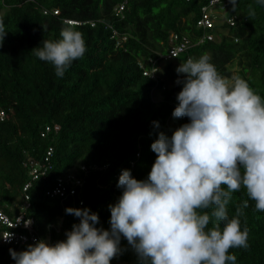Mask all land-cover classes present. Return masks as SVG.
<instances>
[{"label":"trees","instance_id":"1","mask_svg":"<svg viewBox=\"0 0 264 264\" xmlns=\"http://www.w3.org/2000/svg\"><path fill=\"white\" fill-rule=\"evenodd\" d=\"M121 1L0 0V211L13 222L20 215L32 220L35 235L53 244L79 222L65 213L76 207L72 200L50 196L59 180L67 187L72 176L82 180L83 208L98 214L97 227L108 229L120 171L145 178L155 159L150 144L156 132L171 135L188 122L171 116L181 89L174 83L180 62L207 53L221 76L245 80L264 98V6L256 0L214 8L215 28L209 30L197 22L211 0H130L116 15ZM69 26L82 34L86 51L58 78L31 51L43 40L60 39ZM204 34L215 39L197 45ZM175 35L177 41L171 40ZM184 38L191 45L168 58ZM246 199L243 189L233 193L228 215ZM239 219L248 229V247L229 249L236 264H264V212L249 200ZM5 230L0 225V264H14L10 246L1 241ZM121 247L110 264H138L126 240Z\"/></svg>","mask_w":264,"mask_h":264},{"label":"clouds","instance_id":"2","mask_svg":"<svg viewBox=\"0 0 264 264\" xmlns=\"http://www.w3.org/2000/svg\"><path fill=\"white\" fill-rule=\"evenodd\" d=\"M256 3L264 6V0ZM85 51L82 34L69 26L60 39L43 40L31 52L62 78ZM175 72L181 89L171 116L188 122L171 135L156 132L145 178L120 171L108 229L97 227L98 214L88 208H65L79 219L65 238L9 249L14 264H110L124 251L122 239L138 264H236L229 249L248 247L243 209L251 200L255 211L264 212V98L245 80L221 76L207 53L180 62ZM241 189L248 199L230 217L227 206Z\"/></svg>","mask_w":264,"mask_h":264},{"label":"built area","instance_id":"3","mask_svg":"<svg viewBox=\"0 0 264 264\" xmlns=\"http://www.w3.org/2000/svg\"><path fill=\"white\" fill-rule=\"evenodd\" d=\"M130 0H122L121 3L116 6L114 9L116 15H122L124 12L128 2ZM219 0H211L209 3L208 7L203 8L202 10V17L198 20L197 22V27L201 28L203 30H209V29H214L215 28V22H216V15L213 12L214 8L220 7L221 9L225 8L227 6V2L229 0H225V2L222 5L219 4ZM53 14L57 15L58 12L57 10L52 11ZM46 13V11H45ZM234 19L231 18L228 19L227 22L233 26L234 25ZM68 23L71 24H84L83 22H77V21H67ZM92 27L95 26V22H88ZM113 35L116 36L117 32L113 30ZM113 36V37H114ZM123 39H125L123 37ZM178 37L172 36L171 40L177 41ZM215 39L214 35H206L204 34L202 37L199 38L197 45L204 43L206 40L207 41H213ZM191 45L190 41L187 40L186 38L183 39L182 42L178 43L176 46L170 49L168 58L171 57H176L178 56L181 52L185 51L189 46ZM144 75H148L151 78H155V75L151 71H146ZM1 117H3V114H1ZM84 170V169H83ZM37 170L34 171L33 173L36 174ZM71 180H69V187L64 185L62 181L59 180L58 185L50 192L51 197H56L58 196L61 200L66 201V200H72V202L76 205L75 208L82 209L83 208V202L79 199L82 193V188H83V181L80 179H76L75 177H71ZM78 200V202H76ZM80 200V201H79ZM28 207V204H25ZM0 225H2L5 228H9L10 230H5L4 233L2 234L1 241L10 246V249L14 251H23L26 249V247L30 244H34L37 240H41L39 237L35 235V230L33 228V221L30 219H25L23 215H20L14 222L10 220L6 214H4L2 211H0ZM22 228L23 230L27 231V234L24 233H19L13 231V229H18ZM49 243H51L50 238L48 237L47 240ZM60 241V240H59ZM117 258V257H116ZM116 258L112 259L110 262L115 260Z\"/></svg>","mask_w":264,"mask_h":264}]
</instances>
